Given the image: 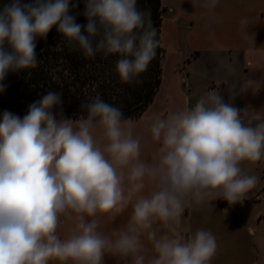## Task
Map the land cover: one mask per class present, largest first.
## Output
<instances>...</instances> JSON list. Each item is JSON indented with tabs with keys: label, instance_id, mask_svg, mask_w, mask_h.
Instances as JSON below:
<instances>
[{
	"label": "clouds",
	"instance_id": "obj_1",
	"mask_svg": "<svg viewBox=\"0 0 264 264\" xmlns=\"http://www.w3.org/2000/svg\"><path fill=\"white\" fill-rule=\"evenodd\" d=\"M218 3L200 0L209 11ZM70 4L8 0L0 6V92L8 73L38 66L37 39L53 27L86 57L117 56L122 83L147 70L159 46L150 10L141 11L137 0H86L87 24L80 25ZM81 108L86 117L65 119L62 94L48 91L23 118L3 113L0 264H104L106 255L127 264H211L216 237L203 229L186 236L185 207L245 200L258 177L241 164L264 160V120L246 121L247 109L211 90L192 107L152 118L149 130L159 148L148 162L119 107L96 97ZM129 206L122 229L99 230L100 217L115 218ZM62 217L75 221L65 238L58 234Z\"/></svg>",
	"mask_w": 264,
	"mask_h": 264
},
{
	"label": "crops",
	"instance_id": "obj_2",
	"mask_svg": "<svg viewBox=\"0 0 264 264\" xmlns=\"http://www.w3.org/2000/svg\"><path fill=\"white\" fill-rule=\"evenodd\" d=\"M166 19L161 25L163 66L168 60L177 82L162 93L163 78L150 106L136 119H127L133 137L141 141V160L151 162L159 148L150 134L152 118L194 106L209 91L220 92L224 101L240 110L245 120H264V0H219L209 11L200 0H161ZM165 15V14H163ZM0 119L2 116L0 115ZM244 173L258 177L245 200L229 204L223 199L190 203L181 221L184 234L210 231L218 248L211 264H264V160L243 162ZM148 184L145 194L151 190ZM131 206L111 218L100 217V231L110 235L122 229ZM74 219L61 218L58 234L69 235ZM146 255L151 244L144 239ZM56 264V262H53ZM104 264H127L119 257L105 256Z\"/></svg>",
	"mask_w": 264,
	"mask_h": 264
},
{
	"label": "trees",
	"instance_id": "obj_3",
	"mask_svg": "<svg viewBox=\"0 0 264 264\" xmlns=\"http://www.w3.org/2000/svg\"><path fill=\"white\" fill-rule=\"evenodd\" d=\"M8 0H0V6ZM30 2V0H26ZM86 0H71L70 15L76 23L86 25L83 15ZM141 11L150 10L152 24L157 32L159 46L147 70L129 83H122L115 71V55L105 57L98 52L86 57L77 47H69L56 28L46 39H37L36 56L38 66L17 73L10 72L3 81L6 88L0 92V115L9 111L23 118L29 106L48 91L62 94V110L65 119L86 117L83 103L99 97L104 102L119 107L123 120L139 118L152 103L162 82L161 25L165 8L161 0H137ZM83 31V29H82ZM59 110L53 108L56 114Z\"/></svg>",
	"mask_w": 264,
	"mask_h": 264
},
{
	"label": "rangeland",
	"instance_id": "obj_4",
	"mask_svg": "<svg viewBox=\"0 0 264 264\" xmlns=\"http://www.w3.org/2000/svg\"><path fill=\"white\" fill-rule=\"evenodd\" d=\"M165 15H163V18H167L166 16V13H164ZM171 62H169L168 60L165 62L164 66H163V81H164V84H163V88H162V93H165V91L171 87L172 84L176 83L177 82V77H175L174 75V71L173 69L171 68Z\"/></svg>",
	"mask_w": 264,
	"mask_h": 264
}]
</instances>
